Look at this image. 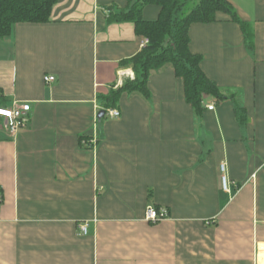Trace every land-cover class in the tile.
Returning <instances> with one entry per match:
<instances>
[{"label":"crops","instance_id":"obj_1","mask_svg":"<svg viewBox=\"0 0 264 264\" xmlns=\"http://www.w3.org/2000/svg\"><path fill=\"white\" fill-rule=\"evenodd\" d=\"M225 1L250 35L221 12L189 26L222 95L202 93L198 113L165 64L148 98L122 92L120 116L98 117L146 39L106 22L127 0H56L47 22L0 37L6 106L30 105L13 134L0 117V264H264V0ZM149 205L167 218L146 221Z\"/></svg>","mask_w":264,"mask_h":264},{"label":"trees","instance_id":"obj_2","mask_svg":"<svg viewBox=\"0 0 264 264\" xmlns=\"http://www.w3.org/2000/svg\"><path fill=\"white\" fill-rule=\"evenodd\" d=\"M56 0H0V37L11 34L17 23H44L51 15ZM147 4H157L160 11L155 20H145L143 8ZM221 12L240 24L249 39L247 25L240 20L234 8L225 0H127L124 8L114 11L109 7L106 22L130 21L135 33L148 39L134 56L122 61V65L133 70V78L126 79L116 89H110L103 96L102 107L116 106L122 92L137 91L148 98L146 86L149 74L165 64H171L175 74L182 78L185 99L195 112H200L202 93L222 97L218 87L209 80L200 68L201 55L189 49L188 30L192 23H210L216 21ZM7 98L0 90V106H6ZM237 115L241 108L235 107Z\"/></svg>","mask_w":264,"mask_h":264},{"label":"built area","instance_id":"obj_3","mask_svg":"<svg viewBox=\"0 0 264 264\" xmlns=\"http://www.w3.org/2000/svg\"><path fill=\"white\" fill-rule=\"evenodd\" d=\"M148 43V39L146 38L142 46ZM129 76L133 77V73ZM54 77L52 75H46L44 77L45 82H52ZM209 110L214 109V104L207 105ZM104 115L109 118H118L120 116V111L117 108L109 107L103 108ZM29 111L30 105L28 103L13 101L10 106H0V117L4 120L5 129L9 134H13L20 129H23L27 126L29 121ZM264 166V164H263ZM220 169L223 172L225 169V164L222 163L220 165ZM222 187L224 190L228 189V182L226 176L224 174L221 175ZM168 212L166 209H156L152 205L146 207L144 212V219L151 223H156L160 220L167 218ZM87 223H83L79 226V230L81 234L87 233Z\"/></svg>","mask_w":264,"mask_h":264},{"label":"water","instance_id":"obj_4","mask_svg":"<svg viewBox=\"0 0 264 264\" xmlns=\"http://www.w3.org/2000/svg\"><path fill=\"white\" fill-rule=\"evenodd\" d=\"M104 116V109H100L98 112V117L101 118Z\"/></svg>","mask_w":264,"mask_h":264}]
</instances>
